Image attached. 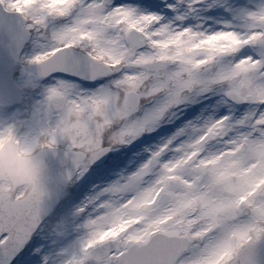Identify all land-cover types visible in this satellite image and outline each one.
Wrapping results in <instances>:
<instances>
[{"label": "snow or ice", "instance_id": "obj_1", "mask_svg": "<svg viewBox=\"0 0 264 264\" xmlns=\"http://www.w3.org/2000/svg\"><path fill=\"white\" fill-rule=\"evenodd\" d=\"M215 5L0 0V264H264V5Z\"/></svg>", "mask_w": 264, "mask_h": 264}, {"label": "rangeland", "instance_id": "obj_2", "mask_svg": "<svg viewBox=\"0 0 264 264\" xmlns=\"http://www.w3.org/2000/svg\"><path fill=\"white\" fill-rule=\"evenodd\" d=\"M202 2L205 3V8L198 9L197 14L189 18L191 22L201 24V27L204 29L213 30L215 28H219L222 26L221 24L217 23L218 20H222V19L232 20L233 19V17L229 15L224 10L223 7L219 5H215L213 8L208 9L206 7L208 0H202ZM232 2L233 0H228V3H232ZM235 4L241 5V6H248L250 8H256L260 5H264V0H235ZM206 15L210 16V18L206 19L205 18ZM187 22L188 21H186V23ZM238 22L243 23V21H238ZM26 52L28 55L31 54L32 52L31 46L27 47ZM26 67L28 68V65H26ZM25 78H27L26 74H25ZM29 89L31 90L29 91L28 88L24 90L23 99L21 100L20 103L17 104V108H19L23 116L30 115V110H33L34 107H39L38 102L41 101L44 96V90L41 87L29 88ZM226 110H227L226 108H221L217 114L218 115L223 114Z\"/></svg>", "mask_w": 264, "mask_h": 264}, {"label": "clouds", "instance_id": "obj_3", "mask_svg": "<svg viewBox=\"0 0 264 264\" xmlns=\"http://www.w3.org/2000/svg\"><path fill=\"white\" fill-rule=\"evenodd\" d=\"M0 180H4L5 182H10V178L7 176L6 173H0ZM19 187L22 188V189H25V188H27L28 186H27L26 183H21V184L19 185Z\"/></svg>", "mask_w": 264, "mask_h": 264}, {"label": "water", "instance_id": "obj_4", "mask_svg": "<svg viewBox=\"0 0 264 264\" xmlns=\"http://www.w3.org/2000/svg\"><path fill=\"white\" fill-rule=\"evenodd\" d=\"M28 67H29L32 71L35 72V66H33V65H29Z\"/></svg>", "mask_w": 264, "mask_h": 264}]
</instances>
